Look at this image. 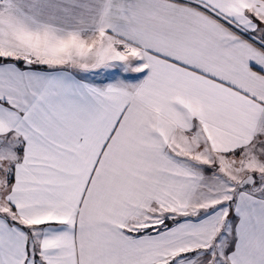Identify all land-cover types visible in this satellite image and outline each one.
<instances>
[{"label":"snow or ice","instance_id":"6c2138e0","mask_svg":"<svg viewBox=\"0 0 264 264\" xmlns=\"http://www.w3.org/2000/svg\"><path fill=\"white\" fill-rule=\"evenodd\" d=\"M0 264H264V0H0Z\"/></svg>","mask_w":264,"mask_h":264}]
</instances>
